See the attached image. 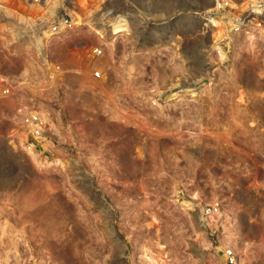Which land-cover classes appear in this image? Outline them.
Instances as JSON below:
<instances>
[{"label": "rangeland", "instance_id": "1", "mask_svg": "<svg viewBox=\"0 0 264 264\" xmlns=\"http://www.w3.org/2000/svg\"><path fill=\"white\" fill-rule=\"evenodd\" d=\"M14 2L0 28V94L15 90L0 95V264H226V236L240 264H264V40L222 61L215 0H51L74 23L39 55L23 23L44 9ZM24 107L47 113L40 138L23 139Z\"/></svg>", "mask_w": 264, "mask_h": 264}, {"label": "built area", "instance_id": "2", "mask_svg": "<svg viewBox=\"0 0 264 264\" xmlns=\"http://www.w3.org/2000/svg\"><path fill=\"white\" fill-rule=\"evenodd\" d=\"M32 2L41 6L44 13L27 12L26 21L23 24L28 31L34 34H27V36H31L27 39L33 45L32 53L37 51L39 55H44L45 45L43 43H51L56 35L63 33L64 30L72 26L74 20L64 7L51 5V0H32ZM14 3V0H0V26L8 25L5 24L4 19L16 20L15 16H17L18 11ZM209 19L213 26L222 28L224 35L220 41L222 45H218L223 52L225 47L243 48L246 45L264 40V0H215ZM39 26L43 27L42 31L38 30ZM15 35L17 41L26 36L18 32ZM40 43L42 48L39 47ZM102 52V48L95 47L93 49L95 55ZM216 52L218 54V51ZM91 76L93 80H98L102 77V71L95 70ZM8 82L9 84H5L1 89L0 95L6 96L14 93V86L10 81ZM21 116L22 125L25 127L28 136L40 138L47 124L43 114L40 111L24 107ZM222 211L223 201L215 200L202 206L201 213L205 219H208L213 215L221 214ZM223 253L226 264H240L239 255L234 247L227 246L223 249Z\"/></svg>", "mask_w": 264, "mask_h": 264}, {"label": "bare ground", "instance_id": "3", "mask_svg": "<svg viewBox=\"0 0 264 264\" xmlns=\"http://www.w3.org/2000/svg\"><path fill=\"white\" fill-rule=\"evenodd\" d=\"M2 26H0V28H1ZM94 29H95V33L98 35V37L99 38H104L105 37V34L103 33V31L102 30H98L97 28H95L94 27ZM0 32H1V30H0ZM12 32H15L14 30L12 31ZM4 33V32H3ZM219 34L220 33H223V31H219L218 32ZM11 35V34H10ZM3 36V35H2ZM15 38H17L16 37V35H15V33H12V36H11V39H13V40H15ZM6 41H7V39H6ZM5 41V42H6ZM19 42H21V41H19ZM27 42V41H26ZM15 43V42H14ZM17 43V42H16ZM22 43V42H21ZM20 43V44H21ZM24 43V42H23ZM17 44H19V43H17ZM31 44V43H30ZM33 46V45H32ZM39 47L40 48H42V46H41V43L39 44ZM212 48H213V51H215V50H218V52H219V55H220V59L222 60V61H224V59H226L227 58V56H226V54L221 50V48L219 47V45H217L216 43H213V45H212ZM219 55H218V57H219ZM62 57V56H61ZM65 57V56H64ZM72 59V58H71ZM70 59V60H71ZM77 60V59H76ZM23 85V84H22ZM44 112V117H46V115H47V113L45 112V111H43ZM48 117V116H47ZM48 129V128H47ZM50 129V128H49ZM23 133V132H22ZM24 134V138L23 139H26V138H28V135L26 134V133H23ZM39 140V139H38ZM32 152V151H31ZM39 152V151H38ZM33 154H37L35 151L33 152ZM187 204H189V205H191V203L190 202H186ZM185 203V204H186ZM193 205V204H192ZM196 206V205H195ZM225 241H226V244H227V246H228V244H230L229 246H231V247H233V245H231V242L230 241H232L231 240V237H229V236H226L225 237V239H224ZM230 242V243H229ZM226 244H225V246H226ZM236 250V249H235ZM239 254V253H238ZM242 261V260H241ZM240 261V262H241Z\"/></svg>", "mask_w": 264, "mask_h": 264}]
</instances>
